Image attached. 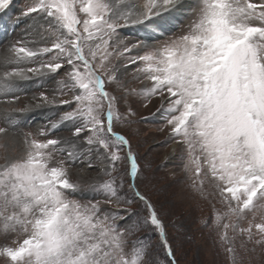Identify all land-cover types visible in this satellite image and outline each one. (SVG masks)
Returning a JSON list of instances; mask_svg holds the SVG:
<instances>
[{
    "label": "snow or ice",
    "instance_id": "6c2138e0",
    "mask_svg": "<svg viewBox=\"0 0 264 264\" xmlns=\"http://www.w3.org/2000/svg\"><path fill=\"white\" fill-rule=\"evenodd\" d=\"M10 4L0 0V30L20 23H10ZM186 12V30L161 41ZM22 15L33 17L34 37L0 58V97L18 99V81L63 73L38 99L67 110L48 129L24 134L22 154L0 165V228L15 235L0 245L5 264H179L163 210L141 190L147 170L117 130L135 115L120 109L134 92L126 65L151 82L148 97L167 101L166 124L185 145L193 189L219 198L222 208L207 223L231 264H246L248 243L264 248V222L239 226L247 213L264 215V0H196L194 7L187 0H33ZM136 26L147 34L125 43L120 30ZM61 125H71V136L50 138ZM81 155L101 164L89 187L103 201L75 198L82 185L69 164ZM112 203L123 207H106Z\"/></svg>",
    "mask_w": 264,
    "mask_h": 264
},
{
    "label": "rangeland",
    "instance_id": "374dc122",
    "mask_svg": "<svg viewBox=\"0 0 264 264\" xmlns=\"http://www.w3.org/2000/svg\"><path fill=\"white\" fill-rule=\"evenodd\" d=\"M32 2L33 0H11L7 9L8 16L11 17L10 23H14L17 19L20 23L14 28L0 30V58L11 55L9 49L17 41L33 39L34 33L29 31L34 23L33 17L22 15ZM187 3L194 7L196 0ZM190 19L189 12L179 16L167 26L168 30L160 40L179 35L186 30ZM146 34L140 26L125 27L120 30V37L125 43L133 42ZM150 43L155 44L157 41ZM122 72L126 86L134 92L121 103L120 109L122 112L131 109L135 115L130 117L131 123L120 124L117 130L131 140L133 149L137 153L138 163L142 169L147 170L148 179L141 185V190L163 210L165 221L169 224L170 242L173 244L179 264H231V258L219 243L215 227L207 223L215 220V214L222 205L218 197L205 198L191 186L192 180L184 168L185 145L178 142L179 138L172 135L170 126L166 124L167 101L159 94L148 97L144 93L146 88L151 87V82L143 77L135 78L138 75L135 73V65H126V69H122ZM62 77L63 73L55 80L49 77H33L29 81H18L15 92L18 99H14L11 95L0 97V127L8 128L6 135L0 134V165L5 162V157L12 158L22 154L24 134L48 129L50 122H55L59 115L67 110L46 105L38 99L42 92L51 95ZM14 109H26V111H13ZM4 110L13 116L11 126L5 123ZM70 127L71 125H61L59 129H52L49 133L50 138H69ZM90 160L93 165L91 168L88 166ZM69 167L72 180L82 185L80 193L75 198L91 200L94 197L96 200H104L103 193L93 191L89 187L101 176V164L98 160L81 155L74 163H70ZM208 191H212L210 186ZM106 207L117 209L123 206L112 203ZM260 222H264V215L256 211L247 213L246 218L239 222V226L246 228L249 223ZM147 238L154 245L158 244L159 238L155 233L149 232ZM12 239H15L14 234L5 235L0 228V245L10 243ZM156 252L159 258L164 260L163 251L157 247ZM244 258L246 264H264V248L248 243ZM0 264H5L2 257Z\"/></svg>",
    "mask_w": 264,
    "mask_h": 264
},
{
    "label": "bare ground",
    "instance_id": "6f19581e",
    "mask_svg": "<svg viewBox=\"0 0 264 264\" xmlns=\"http://www.w3.org/2000/svg\"><path fill=\"white\" fill-rule=\"evenodd\" d=\"M188 1L191 2V0H187V2H188ZM129 41H131V40H129Z\"/></svg>",
    "mask_w": 264,
    "mask_h": 264
}]
</instances>
